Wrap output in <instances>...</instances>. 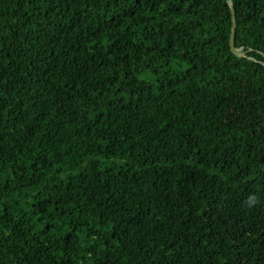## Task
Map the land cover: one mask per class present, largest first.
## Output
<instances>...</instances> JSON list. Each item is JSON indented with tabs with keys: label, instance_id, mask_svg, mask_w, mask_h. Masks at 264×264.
<instances>
[{
	"label": "trees",
	"instance_id": "trees-1",
	"mask_svg": "<svg viewBox=\"0 0 264 264\" xmlns=\"http://www.w3.org/2000/svg\"><path fill=\"white\" fill-rule=\"evenodd\" d=\"M0 0V264H264V0Z\"/></svg>",
	"mask_w": 264,
	"mask_h": 264
},
{
	"label": "water",
	"instance_id": "water-1",
	"mask_svg": "<svg viewBox=\"0 0 264 264\" xmlns=\"http://www.w3.org/2000/svg\"><path fill=\"white\" fill-rule=\"evenodd\" d=\"M228 3L230 5V9H231V16H232V27H231V33H230V39H229V45H230V49L231 51L238 55L241 56L242 54L239 52L240 49L235 47V31H236V21H235V14H234V9H233V5L231 3V0H228Z\"/></svg>",
	"mask_w": 264,
	"mask_h": 264
}]
</instances>
